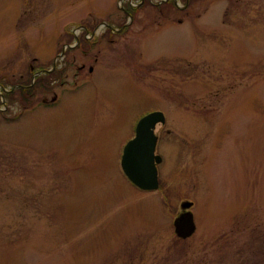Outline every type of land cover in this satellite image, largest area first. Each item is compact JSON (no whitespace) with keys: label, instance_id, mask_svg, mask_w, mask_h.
I'll return each instance as SVG.
<instances>
[{"label":"rangeland","instance_id":"rangeland-1","mask_svg":"<svg viewBox=\"0 0 264 264\" xmlns=\"http://www.w3.org/2000/svg\"><path fill=\"white\" fill-rule=\"evenodd\" d=\"M0 264H264V0H0Z\"/></svg>","mask_w":264,"mask_h":264},{"label":"water","instance_id":"water-1","mask_svg":"<svg viewBox=\"0 0 264 264\" xmlns=\"http://www.w3.org/2000/svg\"><path fill=\"white\" fill-rule=\"evenodd\" d=\"M156 124H165V116L161 111L151 112L140 118L135 126V135L125 144L120 159L122 174L141 191H154L159 185L157 165L162 158L155 154ZM191 207V202L181 203V213L173 222L174 234L180 240L188 239L195 232L193 215L189 210Z\"/></svg>","mask_w":264,"mask_h":264},{"label":"flooded vegetation","instance_id":"flooded-vegetation-1","mask_svg":"<svg viewBox=\"0 0 264 264\" xmlns=\"http://www.w3.org/2000/svg\"><path fill=\"white\" fill-rule=\"evenodd\" d=\"M128 18H131V15L129 14L128 15ZM126 26L127 25H123V26H121V25H119L118 27L119 28H114L113 27V25H111L110 23H108V25L106 26V30H107V32H108V36H113V34H115V33H117V32H119V34L121 35V34H123V32H124V30L126 29ZM76 47V46H75ZM71 47L68 45L67 47H65V49H64V51H63V49H62V51H61V53L60 54H62V53H64L65 51H67V50H69ZM63 55V54H62ZM83 67L84 66H81L80 68H78L79 70H83ZM53 70H55L56 69V63H54V65H53V68H52ZM30 70H32V68H30ZM33 71V70H32ZM41 71V69H39V70H37V71H33V72H36V73H38V72H40ZM45 71H47V70H45ZM52 71V70H51ZM88 72L89 73H92V68L91 67H89L88 68ZM56 98L55 97H53L52 98V100H51V102H55L56 100H55ZM152 112H155V111H152ZM151 113V112H150ZM147 114H149V113H147ZM146 114V115H147ZM145 116V115H144ZM143 117V116H142ZM141 117V118H142ZM137 124V123H136ZM134 133H135V131H134ZM123 151V150H122ZM122 155V154H121Z\"/></svg>","mask_w":264,"mask_h":264},{"label":"trees","instance_id":"trees-1","mask_svg":"<svg viewBox=\"0 0 264 264\" xmlns=\"http://www.w3.org/2000/svg\"><path fill=\"white\" fill-rule=\"evenodd\" d=\"M188 1L190 2L192 0H188ZM125 9H126L127 12L128 11L129 12H136V10H137L134 7H132L130 3L125 4ZM131 16H133V15H131ZM126 31H127V29L124 30V32H126ZM29 84L19 87L20 89L15 90L14 93L19 92L21 95L23 94V97H25V94H27L31 90L30 89L31 87L29 86ZM13 96H14V94L13 95H11V94L5 95V97H7V98H10V97L12 98ZM22 100H23V98H22Z\"/></svg>","mask_w":264,"mask_h":264},{"label":"bare ground","instance_id":"bare-ground-1","mask_svg":"<svg viewBox=\"0 0 264 264\" xmlns=\"http://www.w3.org/2000/svg\"><path fill=\"white\" fill-rule=\"evenodd\" d=\"M162 162V161H161Z\"/></svg>","mask_w":264,"mask_h":264}]
</instances>
